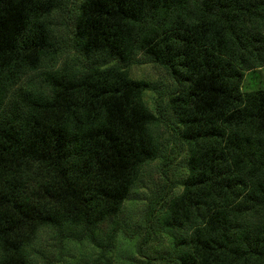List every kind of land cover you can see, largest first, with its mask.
<instances>
[{
	"label": "trees",
	"instance_id": "1",
	"mask_svg": "<svg viewBox=\"0 0 264 264\" xmlns=\"http://www.w3.org/2000/svg\"><path fill=\"white\" fill-rule=\"evenodd\" d=\"M59 0H0V264H30L41 227L92 235L158 155L139 53L176 84L187 174L163 209L175 264H264V0H82L72 36L88 63L38 72L57 51ZM41 87V88H40ZM84 264H100L85 262Z\"/></svg>",
	"mask_w": 264,
	"mask_h": 264
},
{
	"label": "rangeland",
	"instance_id": "2",
	"mask_svg": "<svg viewBox=\"0 0 264 264\" xmlns=\"http://www.w3.org/2000/svg\"><path fill=\"white\" fill-rule=\"evenodd\" d=\"M81 1L59 0V7L50 14L48 24L57 51L27 80L30 86H40L34 77L43 70L78 68L88 63L72 36V23ZM127 71L131 78L149 83L142 99L155 116L151 129L158 142L157 157L141 166L117 214L100 224L92 235L77 228H39L25 247L30 264H175L182 234L164 226L162 214L167 201L181 191V181L187 174L181 127L167 103L176 84L164 67L143 53L137 55ZM262 87L264 65L244 73L243 90Z\"/></svg>",
	"mask_w": 264,
	"mask_h": 264
}]
</instances>
